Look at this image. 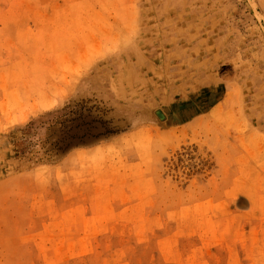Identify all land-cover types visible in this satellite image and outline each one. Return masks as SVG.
<instances>
[{
    "label": "rangeland",
    "instance_id": "obj_1",
    "mask_svg": "<svg viewBox=\"0 0 264 264\" xmlns=\"http://www.w3.org/2000/svg\"><path fill=\"white\" fill-rule=\"evenodd\" d=\"M66 1L0 0V264H264V0Z\"/></svg>",
    "mask_w": 264,
    "mask_h": 264
},
{
    "label": "bare ground",
    "instance_id": "obj_2",
    "mask_svg": "<svg viewBox=\"0 0 264 264\" xmlns=\"http://www.w3.org/2000/svg\"><path fill=\"white\" fill-rule=\"evenodd\" d=\"M69 1V0H68ZM68 1H66V3L68 2ZM83 1V0H82ZM85 1V0H84ZM88 1V0H87ZM45 2H47V1H45ZM79 3V2H78ZM85 3V2H84ZM56 4V3H55ZM82 4V3H81ZM86 4V3H85ZM42 5V4H41ZM49 5V4H48ZM65 6H68L69 8L71 7V8H73V7H75V6H77V4L75 5V4H73V3H67ZM51 7V6H50ZM56 7V6H55ZM77 7H79V6H77ZM80 7H81V5H80ZM57 9H58V7H56ZM82 8V7H81ZM75 9V8H74ZM77 9V8H76ZM65 11H67V10H65ZM68 13H69V11H68ZM70 14V13H69ZM239 202H240V204L241 205H243L244 204V200L241 198L240 200H239Z\"/></svg>",
    "mask_w": 264,
    "mask_h": 264
}]
</instances>
